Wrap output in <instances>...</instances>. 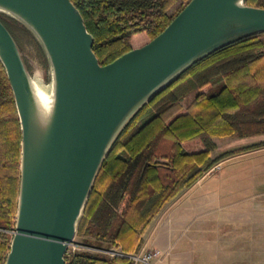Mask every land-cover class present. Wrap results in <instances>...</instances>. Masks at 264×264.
Masks as SVG:
<instances>
[{
	"label": "water",
	"instance_id": "1",
	"mask_svg": "<svg viewBox=\"0 0 264 264\" xmlns=\"http://www.w3.org/2000/svg\"><path fill=\"white\" fill-rule=\"evenodd\" d=\"M245 1L190 0L151 41L101 64L71 0H0V12L44 50L54 89L45 114L20 47L0 19V60L22 130L16 227L5 264H66L101 165L133 116L194 63L264 33V8Z\"/></svg>",
	"mask_w": 264,
	"mask_h": 264
},
{
	"label": "trees",
	"instance_id": "2",
	"mask_svg": "<svg viewBox=\"0 0 264 264\" xmlns=\"http://www.w3.org/2000/svg\"><path fill=\"white\" fill-rule=\"evenodd\" d=\"M71 1L94 36L101 64L151 41L190 2ZM245 3L264 8V0ZM259 135H264V33L194 63L133 116L101 165L78 222L80 249L67 251L66 264H133L130 255L140 251L146 229L170 201L223 159L264 146L262 141L213 157L215 139ZM21 140L13 90L0 60V264L6 263L16 227ZM103 243L116 247L112 256Z\"/></svg>",
	"mask_w": 264,
	"mask_h": 264
},
{
	"label": "rangeland",
	"instance_id": "3",
	"mask_svg": "<svg viewBox=\"0 0 264 264\" xmlns=\"http://www.w3.org/2000/svg\"><path fill=\"white\" fill-rule=\"evenodd\" d=\"M0 17L15 37L32 77L38 75L49 82L51 79L50 66L44 50L34 35L10 15L0 12ZM188 102L189 100L186 101V104ZM262 141H264V135L247 138H216L217 148L213 151L212 156L218 157L224 152ZM261 192L264 193V149L242 152L223 159L202 177L199 183L184 190L179 199L177 198V202L182 206L188 205V207L192 203V206L194 205L200 212L203 209L214 210L216 223L224 219L222 213L229 215V219L232 220L235 219L232 216L235 213L245 214L239 217L241 221L232 222L236 230L229 233V236L221 231L227 230L226 226L221 230L218 226L215 228L213 238L215 242L220 243L225 239L224 236L233 240L252 237L253 233L249 232L248 222L254 219V210L258 204L257 197ZM10 235L13 237L12 232ZM79 242L80 238L76 235L74 244L68 248L69 254L80 249ZM103 247H109L107 253L111 256L112 251L114 252L116 249L107 243H103ZM91 251L102 252L103 250L93 249Z\"/></svg>",
	"mask_w": 264,
	"mask_h": 264
},
{
	"label": "crops",
	"instance_id": "4",
	"mask_svg": "<svg viewBox=\"0 0 264 264\" xmlns=\"http://www.w3.org/2000/svg\"><path fill=\"white\" fill-rule=\"evenodd\" d=\"M259 149L263 150L264 146L255 151ZM180 194L161 210L146 229L142 247L137 254L147 250H161L162 255L151 264H264L263 192L258 194L254 219L248 222L252 237L235 240L226 237L236 230L233 223L241 221L239 217L245 214L235 213L232 216L236 220H232L229 215L222 213L224 219L216 223L214 210L203 209L200 212L192 203L189 207L182 206L177 202ZM217 226L219 230L226 226L227 230L221 231L228 234L220 243L213 238Z\"/></svg>",
	"mask_w": 264,
	"mask_h": 264
},
{
	"label": "bare ground",
	"instance_id": "5",
	"mask_svg": "<svg viewBox=\"0 0 264 264\" xmlns=\"http://www.w3.org/2000/svg\"><path fill=\"white\" fill-rule=\"evenodd\" d=\"M43 72V71H42ZM49 82H46L42 77L36 75L33 77L32 87L34 90L37 102L42 111L47 114L53 105L54 89L52 82V73Z\"/></svg>",
	"mask_w": 264,
	"mask_h": 264
},
{
	"label": "built area",
	"instance_id": "6",
	"mask_svg": "<svg viewBox=\"0 0 264 264\" xmlns=\"http://www.w3.org/2000/svg\"><path fill=\"white\" fill-rule=\"evenodd\" d=\"M113 253V251H112ZM162 255V251L159 249L147 250L140 254L130 255V258L136 262H143L151 264L155 258H159Z\"/></svg>",
	"mask_w": 264,
	"mask_h": 264
}]
</instances>
